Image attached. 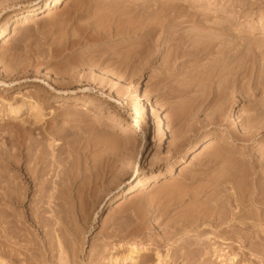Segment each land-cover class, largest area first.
I'll use <instances>...</instances> for the list:
<instances>
[{
  "label": "rangeland",
  "instance_id": "rangeland-1",
  "mask_svg": "<svg viewBox=\"0 0 264 264\" xmlns=\"http://www.w3.org/2000/svg\"><path fill=\"white\" fill-rule=\"evenodd\" d=\"M46 1L0 0V33L6 29L4 39L0 40V81L3 83L0 84V196L1 188L5 185L3 179H6V182L12 181L10 179L16 180L18 174L20 176L25 170L23 168L25 162L21 160H15L18 162L17 167L22 164V168L19 170L8 167L3 173L4 169L1 166L3 153L8 152L9 154L15 150V147L10 146V140L17 139V137H20L18 140L19 144L22 143L20 144L22 152L26 149L24 146L38 137L37 139L44 142V144L41 142L40 144L45 146L48 153H51V146L47 148L46 145L51 143L54 138L53 140L58 142L53 146L55 159L64 157V160L70 163L68 165L71 166L74 163L72 167L75 169L72 168L73 170L81 169L78 172L82 171L83 166L89 167L87 165L92 166L91 164L99 167L98 171H93L94 175L92 174V176L88 172V177L86 176L80 184H78L82 180L79 178L80 176L75 180L78 182H75L78 186L75 184L72 187L73 191L72 189V192L70 191L72 194L68 193L71 199L69 205L61 206L60 211H58V205L52 203L53 201L47 197L48 192H51L48 190L57 180L55 174L60 168L57 166V169L51 170L54 159L50 154L45 162L50 171L48 170L43 178L40 176L46 181L38 179L41 183L45 182L47 191H44L46 189L41 190L39 187L41 184H38L40 181L36 180L38 182L36 186L30 183L31 191L27 193L22 190L26 186L23 183L24 180L22 181L18 176L16 182L20 181V192L22 193L20 196L24 197L23 201L17 207L9 204L6 208L11 207V210L15 209L19 213L21 211L22 214L24 212L25 217L22 220L26 230L21 229L24 234L20 236L21 240L19 241L24 243V247L18 249V255H14L15 258H6L8 262L10 260L11 264H58L56 260L57 243L59 242L64 250L66 264H230L229 256L234 254V264H264V239L258 238L252 245L241 234L244 233L243 231L264 228V223L261 222L254 228L251 225V222L256 220L254 211H258L256 208L252 210L253 205L250 206L247 203L241 211L236 210L234 196L238 197L240 194V192L237 193V187H234L235 189L224 188V190L226 189V193H233H229L232 196V202L228 201L226 205L229 206L232 203L231 208L237 214L235 215L236 220L239 218L240 222L250 223L241 228L229 225L232 221L220 223L217 219L219 218L218 211H220L218 207L217 211L212 205V211H215H207L211 209V200H214V197H210L216 192L213 188H210V191L209 188L202 190L203 186L201 185L205 182L203 180L205 178L200 181L193 178L188 180L190 183L186 180L189 184L182 185L184 188L181 186V190H185V188L187 190L183 197H181L183 191L180 190V192L178 189L183 175L195 174L198 169L200 170L201 165L202 167L207 165L208 177L206 178H209L218 170L221 171L220 167L224 166L221 163H224L225 160L232 162L231 166L233 167L237 164L236 170L239 171L243 166L245 168V165L248 168L251 162L258 163L256 173L251 176L261 175L259 177L264 182V163H262L264 160V133L261 131L264 130L261 128L264 127V124H261L264 120V0H189L190 2L188 0H171L170 2L173 4L179 3H176L177 6L183 1V4L186 3L184 4L186 9L193 8L192 11L197 9V18L199 17V21L204 22L200 23L197 19L188 20L185 15L181 14V11V16L172 19L177 25H174L172 20L170 23L168 22L178 29L170 27L173 25L166 24V21L163 22L164 19H161L162 24H160V16L156 18L158 15L153 14L157 13L148 11L151 8L157 10L159 7L163 8L162 6L158 7L159 3H163V6L167 2L168 5L171 4L169 0L167 2L165 0H149L152 1L151 3L141 0L140 4H144L143 9H146L147 12H145L146 10L140 11L142 5H140V9L138 8L137 3L140 0H54L57 4L51 7L49 15L43 16L45 13H39V15L30 17L27 23L20 24L19 18L23 16L24 12H27L32 6H43ZM128 1H133L135 6L129 8L131 4H128L130 3ZM127 4L130 6L127 7ZM203 13L205 18L210 15L207 17L208 19L200 20L204 17ZM217 16L220 17V20L227 19V22L225 20L227 24L230 21L227 29L231 30V33L226 30L225 35L223 34L227 36L226 40L228 41H225L223 35L221 36V40L227 42L224 44L226 48H222L225 52L214 48V46L218 47L217 44L225 43L222 42L223 40L218 42L220 36L215 38L218 34L212 35L213 32L216 33L211 27L214 22L212 20L217 22L216 18H219ZM15 20L20 25L15 30L9 29ZM180 20L184 21L181 23ZM205 21L212 24L209 25ZM203 25L206 26L202 27ZM154 26V33L151 38H148L146 31ZM207 28L213 29L212 33L210 31L211 34L208 35H210L209 37L213 36L211 45L215 44L214 50L212 49L207 54L194 52L192 45H200L201 40L208 38ZM170 29H172L171 33ZM204 29L207 32L205 30L206 34H202L207 37L200 34ZM188 31H191L192 36ZM176 32L177 34L178 32L185 33V38L182 34H178L179 36L174 34ZM172 33L177 38L173 37ZM227 33L229 35H226ZM170 35L172 36L170 37ZM211 38L207 39V43L206 41H201V43L205 42L202 44L208 45ZM228 45L229 47H227ZM234 46H238L240 51ZM195 47L197 49V46ZM225 49L232 51L226 52ZM236 49L239 51L238 53H235ZM219 53H224V57L227 55L230 57L232 53L231 56H235V58L230 59L227 56L226 58L233 60H227V62L224 60L223 54ZM217 54L224 59L221 61V65L219 62L218 66L217 63L215 66L219 69L223 64L222 71L226 69L231 72L226 73V70V72H222L220 69L219 73L229 74L228 78L234 73L233 76L236 78L233 76L230 79L222 78L223 75L218 74V70L217 73H214V70L209 68L210 66L214 68L212 62H215L216 58L221 59L217 57ZM205 55L206 57H202ZM212 57L214 60L210 59ZM224 61L230 65L228 66ZM208 65L210 66L208 67ZM231 65L238 66V68L240 66V69L236 67L239 70V75L235 66L232 69ZM205 66L206 69L213 70L212 74L208 70L210 75L206 70L203 71ZM226 66L227 68H225ZM231 69H235V72ZM202 73H208L206 74V76L209 75L208 78ZM214 74L215 77L217 76L216 78L219 77L218 80ZM204 77L206 78L204 79ZM212 77L214 78L212 79ZM206 79L215 80L216 83H212L211 80L208 83ZM235 79L239 82H236ZM223 80L225 82L222 83L223 85L228 82L225 88L220 84L221 88L223 86L221 90L227 88L226 91L223 90L226 94L223 96L221 93L222 97L220 95L215 104H208L211 94L205 100L199 98L208 84L212 83L210 85L212 87H208V90L212 88L218 90L220 89L218 84ZM229 81L235 82L231 84ZM17 83L37 86L36 93H33L38 95L36 100H39L42 118L36 124H32L33 122L30 120L32 116L27 109V103L32 101L26 97L28 93L24 90L27 89H16ZM187 83L195 85L194 89L188 88ZM5 84L12 85L9 87ZM169 84L172 87L169 88ZM203 85L206 86L203 87ZM199 86L203 88L200 90ZM83 88L88 90L83 95L81 92L72 93ZM184 88H188V90ZM56 89L60 91V94L54 92ZM205 90L208 91L207 88ZM54 95L59 97L51 101ZM110 95L114 99L120 98V103L107 101L111 99L108 97ZM193 96L194 100L191 99ZM220 99L224 102L221 103ZM134 100H138L137 102L144 106L146 120L145 114L131 104ZM218 102H220V106ZM223 103L226 104L225 108L222 106ZM17 104L22 105L20 112L9 111V105ZM215 106L223 107L224 110L219 111L218 107L217 111L214 109ZM213 109L219 113L223 112L222 115L217 112L213 114ZM52 110H55L56 114H53ZM253 116L256 117L254 120H252ZM114 120H119L120 124L114 125ZM160 120H162L161 123ZM44 121L46 122L44 123ZM250 121L258 123L253 126L252 123H249ZM123 122H130V124ZM42 123H47L50 128L51 134H46V138L45 136L41 138L38 129H34ZM162 123L169 130L167 132L168 139L163 137ZM256 125L259 126L258 130ZM31 128L34 129L32 135L27 132ZM244 133L252 135V137L247 136L248 139H242ZM10 134L16 137L13 136L14 138L10 139L9 137H12ZM234 134H236L235 137ZM233 137L237 139L234 140ZM211 141H214L215 144L203 149V146ZM180 142H184V151L178 155L176 147ZM193 144H196L197 149L191 153L190 149ZM219 152H222L221 159H224V162L219 158ZM239 165H242V168ZM224 167H227L226 164ZM65 168L69 170L68 167ZM136 169L137 179L144 184L146 182V184L140 189L133 187L125 198L112 201L115 195L125 188L128 181L133 180L132 184L137 182L133 172ZM14 170L15 172H13ZM209 171L211 175H209ZM95 172L97 173L95 174ZM252 177L249 176V179ZM234 178L237 181V178ZM176 183H178L177 186ZM173 185L176 186L175 189L178 187L181 196L173 189ZM35 187L38 188L36 191H34ZM20 188H18V192ZM75 188L77 191L74 190ZM171 188L176 193L172 192ZM168 189L169 192L175 194L174 197L173 195L171 197V193L166 191ZM197 189L199 190L197 200L202 205L199 207L195 204L197 201L188 200L189 196L195 194ZM163 190L166 191L165 193L168 192L167 196ZM194 190L196 191L194 192ZM42 191L44 193H41ZM225 191L221 193H225ZM190 193L191 195H189ZM186 194L189 195L188 198ZM38 195H43L41 197L43 203L37 202ZM217 196L219 197L218 194ZM202 197L205 200L201 201ZM207 197L211 199H208L209 202L211 201L210 205L206 203L209 207H205V203H202L208 202L206 201ZM47 198L51 201L50 203L46 202ZM108 198H111L110 202L104 204L103 201ZM1 199L0 212L3 207ZM39 204L46 207L47 215L54 214L47 226V231L46 228L43 231L38 227L39 224L31 218L34 215L32 207ZM197 209L200 213L203 210L206 211L204 212L206 216L210 212L212 214L206 218L203 214L198 213L199 215H197ZM260 212L263 213L264 209H261ZM28 218L32 220H28ZM231 228L232 231H230ZM238 232H241V235ZM2 240V223L0 222V244ZM140 247H145L146 250L137 257L135 254L129 256L130 252L139 250ZM0 249L2 248L0 247ZM1 255L3 256V252ZM260 258L262 261H259Z\"/></svg>",
  "mask_w": 264,
  "mask_h": 264
},
{
  "label": "bare ground",
  "instance_id": "bare-ground-1",
  "mask_svg": "<svg viewBox=\"0 0 264 264\" xmlns=\"http://www.w3.org/2000/svg\"><path fill=\"white\" fill-rule=\"evenodd\" d=\"M145 1V0H144ZM143 1V2H144ZM149 3H151L152 1H149V0H147ZM166 2H167V0H165ZM171 0H169V2H170ZM173 1V0H172ZM178 1V0H177ZM184 1V0H183ZM183 1H181V4L182 5H184V4H186L185 2H184V4L182 3ZM189 1V0H188ZM216 1V0H215ZM249 1V0H248ZM253 1V0H252ZM128 2H130V3H128V4H131V6L130 5H128L127 4V7H129V8H132V6L134 7L135 5H133V1H128ZM132 2V3H131ZM135 2V1H134ZM137 2V1H136ZM135 2V3H136ZM155 2V1H154ZM153 2V3H154ZM190 2V1H189ZM214 2V1H213ZM218 2V1H217ZM255 2V1H254ZM140 3H142L141 2V0H140V2H138L137 4L139 5L138 6V8L140 7V5H142V4H140ZM157 3H159L158 1H157ZM165 3V2H164ZM168 3V2H167ZM166 3V4H167ZM171 3V2H170ZM177 3V2H176ZM176 3L175 4H173V3H171V4H165L164 6L162 5L163 3H159V5H158V7L159 6H162L163 8H161V7H159L158 8V10L157 9H150V10H148V11H150L151 13H157V14H153V15H158V16H156V18L157 17H159L160 16V20L161 19H164L163 20V22H167L166 24H168V22L170 23V20H172V19H174V17H176V16H179L180 15V13H181V11H182V15H185L187 18H188V20L190 19L191 21H192V19H197L198 21H199V17L197 18V14H196V10H193L192 11V9H189V8H185V5H184V7H182V5L180 6H177L176 5ZM216 3V2H215ZM250 3V2H249ZM248 3V5H250ZM57 4V2L56 1H54V0H47L46 1V3L43 5V6H40V7H33L32 6V8H30L29 10H27V12H24L23 13V16H21L19 19H20V24H24V23H27L30 19V17H33L34 15H39V13H45V14H43V16H45V15H49V11H50V9H51V7L52 6H54V5H56ZM147 4V3H146ZM177 4H179V3H177ZM189 3H187V5H188ZM192 5H193V3H191ZM252 4H253V2H252ZM144 5V4H143ZM142 5V7H141V10L140 11H143L144 12V10H146V9H143V7H145V6H143ZM137 6V5H136ZM149 6H152L151 4H149ZM149 6H146V8H149ZM154 6H156V4L154 3ZM189 6V5H188ZM245 6V5H244ZM243 6V7H244ZM256 6V5H255ZM179 7H181V8H179ZM187 7V6H186ZM194 7V6H193ZM197 7V6H196ZM249 7V6H248ZM260 7V6H259ZM258 7V8H259ZM136 8V7H135ZM134 8V9H135ZM186 10H185V9ZM191 8V7H190ZM250 8V7H249ZM140 9V8H139ZM143 9V10H142ZM245 9V8H244ZM251 9V8H250ZM249 9V10H250ZM262 10H263V8H261ZM127 10L129 11V9L127 8ZM132 10V9H131ZM136 10V9H135ZM157 10V11H156ZM189 10H191V11H189ZM259 10V9H258ZM261 10V11H262ZM137 11L139 12V10L137 9ZM251 11H252V9H251ZM255 11V10H254ZM257 11V10H256ZM255 11V12H256ZM145 12H147V10L145 11ZM258 12V11H257ZM200 13V12H199ZM147 14V13H146ZM149 14V13H148ZM226 14H227V12H226ZM259 14H260V12H259ZM262 14V13H261ZM205 14L203 13V16H204ZM219 15V14H218ZM154 16V17H155ZM181 16V15H180ZM208 16H210V15H208ZM207 16V17H208ZM226 16V15H225ZM231 16H233V15H231ZM205 18V16L203 17V18H200V20L201 19H208V18ZM217 17H219V16H217ZM224 17V16H223ZM227 18V17H226ZM185 19V18H184ZM186 20V19H185ZM196 20V21H197ZM218 20V21H217ZM220 17L217 19L216 18V21L217 22H215V20H212V21H214L213 22V25H211V27L214 29V31H216V33H214L213 32V34L212 35H214V34H218L215 38L217 39V38H219V36H220V38H219V40H218V42H221L222 40H221V36L224 34V32L226 31V30H228L227 29V27H228V24H230V21H229V23L227 24V23H225V20H226V22H227V19H223V20H220ZM184 21V20H183ZM182 21V22H183ZM187 21V20H186ZM212 21H210V22H212ZM172 23H174V25L176 24V22H173V20L171 21ZM180 22H181V20H180ZM181 22V23H182ZM200 23H204V22H201V21H199ZM198 22V23H199ZM206 22V21H205ZM18 22H16V20H15V22L12 24V26L11 27H9V29H11V30H15L20 24H17ZM178 23V22H177ZM206 23H209V22H206ZM160 24H162V20H161V23ZM165 24V25H166ZM210 24H212V23H209V25ZM168 25H173V24H168ZM167 25V26H168ZM174 25L173 26H170V27H174ZM177 25V24H176ZM180 25V24H179ZM200 25V24H199ZM206 25H208V24H206ZM206 25H203L202 27H204V26H206ZM160 26H162V25H160ZM230 26V25H229ZM163 27H164V25H163ZM208 27V26H207ZM210 27V26H209ZM231 27V26H230ZM154 28H155V26L153 27V28H149V30H147L146 31V34L148 35V38H151L152 37V35H153V33H154ZM175 28V27H174ZM177 28V27H176ZM175 28V29H176ZM178 29V28H177ZM208 29V28H207ZM213 29H211V30H213ZM171 30L172 29H170V33H171ZM203 30V29H202ZM205 30L206 29H204V31L203 32H200V34H202V33H204V34H206V32H207V30H206V32H205ZM210 29H208V31H209V33H207L206 35H208V34H211L212 33V31H211ZM210 31H211V33H210ZM229 31V30H228ZM252 31V30H251ZM5 32H6V29H4L1 33H0V40H2V39H4V37H5ZM145 32V31H144ZM189 32V31H188ZM188 32H186V34H188ZM253 32V31H252ZM251 32V33H252ZM261 32H263V31H261ZM189 33H191V31L189 32ZM229 33H231V30L229 31ZM229 33H227L226 35H229ZM173 34V33H172ZM174 34H177V32L176 33H174ZM173 34V37L175 36ZM178 34H180L179 32H178ZM177 34V35H178ZM182 34V33H181ZM180 34V35H181ZM185 34V33H184ZM184 34H182V36H184ZM204 34H202L204 37L206 36V35H204ZM189 36H190V34H188ZM187 35V36H188ZM211 35V37L213 38V36ZM225 35V34H224ZM223 35V37H224V39H225V41H228V40H226V38H227V36H224ZM262 35V34H261ZM172 35H170V37H171ZM179 36V35H178ZM182 36H180V37H182ZM186 36V35H185ZM185 36H184V38H185ZM191 36H192V33H191ZM210 35H208V38H211V37H209ZM173 37H172V39H173ZM176 37V36H175ZM180 37H178L180 40H181V38ZM207 37V36H206ZM177 38V37H176ZM176 38H175V40H176ZM183 38V37H182ZM187 38V37H186ZM207 38V39H208ZM211 38V39H212ZM167 39V38H166ZM189 39H190V37H189ZM207 39H203V40H201V41H206V43L208 42V40ZM211 39H210V42L208 43V45L206 44V45H204V44H202V43H205V42H202L201 43V41L199 42L200 43V45L198 44V41H197V44L198 45H196V44H194V46L192 45V47H193V49H194V52H198V53H205V54H207V53H210L211 52V50L213 49L214 50V48L216 49L217 48V50L218 51H220V50H222V48L224 49V47L226 48V46L224 45V44H227V42H225L224 40L222 41V42H225V43H223L222 45H219V44H217V46L218 47H216V46H214V45H211L212 44V42H213V39H212V41H211ZM215 39V40H216ZM174 40V39H173ZM172 40V41H173ZM231 42H233V39H231ZM216 43V42H215ZM202 44V45H201ZM229 44V43H228ZM195 46H197V49H196V47ZM213 46H214V48H213ZM233 46V45H232ZM227 47H229V45L227 46ZM235 47V46H234ZM230 48L232 49V47L230 46ZM235 48H237L238 49V46L237 47H235ZM235 48H234V50H233V53H234V51H235ZM239 48H240V46H239ZM237 49H236V51H237ZM195 50H197V51H195ZM226 50V52H231L229 49H225ZM239 51H240V49H238ZM239 51H237V52H235V53H238ZM212 52H215V51H212ZM217 52V51H216ZM215 52V53H216ZM221 52H225V51H221ZM192 53H193V51H192ZM215 53H214V56H215ZM195 54V53H194ZM197 54V53H196ZM220 55L221 54H223L222 56L224 57V53H219ZM226 54H228V53H226ZM226 54H225V56H226ZM230 54V53H229ZM232 54V53H231ZM231 54H230V57L228 56V58H230V59H232V58H235V56L234 57H232L231 56ZM198 55V54H197ZM210 55V54H209ZM209 55H207V56H209ZM218 55V54H217ZM216 55V56H217ZM236 55V54H235ZM195 56V55H194ZM199 56V55H198ZM197 56V57H198ZM213 56V55H212ZM226 56V57H227ZM237 56V55H236ZM239 56V55H238ZM201 57V56H200ZM202 57H206V55L205 56H202ZM217 57H220L221 58V56H217ZM226 57H224V58H221V59H219V58H216V60H214L213 58L214 57H212V58H210V59H213L215 62H212V65L214 64V68L213 67H211L210 65H208V67L209 68H211V69H213L214 70V73H217V70H218V74H220L219 73V70L220 71H222L223 70V68L224 67H222V66H224L223 64H222V66H221V68H219L218 69V63L221 65V61H223V59L224 60H229L228 58H226ZM196 58V57H195ZM203 59V58H202ZM209 59V58H208ZM209 59V60H210ZM217 59H219V61H217ZM213 60H211V61H213ZM217 61V62H216ZM226 61H224V63L226 62ZM229 61H233V60H229ZM207 62H209L208 60H207ZM228 62V61H227ZM226 62V63H227ZM210 63V62H209ZM209 63H207V64H209ZM217 63V64H216ZM231 63V62H230ZM211 64V63H210ZM215 64L217 65V66H215ZM228 64V66L230 65L229 63H227ZM227 64H225V65H227ZM237 64V63H236ZM238 65V64H237ZM207 66V65H206ZM206 66L204 67V69H203V71L204 70H206V72H208V71H210V69L208 70V69H206ZM232 66V67H231ZM230 67L233 69L234 67L233 66H235V65H231ZM230 67H228L229 68V70H230ZM236 67L238 68V66H235V69H236ZM225 68H227V66L225 67ZM231 69V70H232ZM235 69L234 70H232L233 72H235ZM238 69H240V66H239V68ZM208 70V71H207ZM213 70L212 71H210L211 72V74H212V72H213ZM226 70V69H225ZM224 70V71H225ZM237 70V69H236ZM202 71V72H203ZM224 71H222V72H224ZM227 71V72H226ZM225 72L226 73H231L230 71H228V70H226ZM238 71V75L240 74L239 73V70H237ZM210 72H208L209 73V75H210ZM232 72V73H233ZM241 72V71H240ZM208 73H202L203 75H205L206 76V74H208ZM235 73V74H236ZM222 75H223V73H221ZM208 75V76H209ZM226 74L224 73V75L222 76V78L223 77H225V78H228V76H229V74H227L226 76H225ZM231 75V74H230ZM233 75H234V73H233ZM233 75H231L230 77H232ZM208 76H206L207 78H208ZM237 76V75H236ZM206 77H204V79L206 78ZM214 77H215V74H214ZM214 77H212V79L214 78ZM217 77V76H216ZM215 77V78H216ZM230 77L228 78V79H230ZM233 77H235V76H233ZM211 78V77H210ZM219 78V77H218ZM218 78H216V80H218ZM236 78V77H235ZM233 79V78H232ZM231 79V80H232ZM237 79H238V77H237ZM237 79H235L236 80V82H239ZM211 80V79H210ZM210 80H207L206 79V81L209 83L210 82ZM234 80V79H233ZM212 81V80H211ZM228 81V80H227ZM206 82V83H207ZM216 83L215 82V80L214 81H212V83ZM230 82V81H229ZM235 82V81H234ZM233 82V83H234ZM2 82L0 81V84H1ZM211 83V84H212ZM222 83H225L224 82V80H223V82H219V84H218V88H220V89H218L217 87H216V89H218V90H215L214 88H212V89H210V90H208L210 87H212V86H210L211 84H208L207 86L209 87H205L206 85H203V87H205V88H207V90L208 91H206L205 90V88H204V92L202 93V98H201V96L199 97L201 100L203 99V100H205V98H207V97H209L210 95L209 94H211V98H210V100H208L209 102H208V104L210 103H216L217 101H218V97L221 95V93H222V95L223 94H226V90H227V88H226V90L225 89H223V90H225L224 92H223V90H221L222 88H223V86H224V88H225V86H226V84L228 83H226L225 85H223ZM231 83V82H230ZM233 83H231V84H233ZM3 84V83H2ZM188 84V83H187ZM220 84H222L221 86H222V88L220 87ZM230 84V85H231ZM5 85H7V86H9V87H11L10 85H12V84H5ZM170 85V84H169ZM189 86H188V88L189 87H192L193 88V86L195 87V85H191V84H188ZM191 85V86H190ZM228 85V84H227ZM217 86V85H216ZM234 86H236L235 84H234ZM39 87V86H38ZM169 88L170 87H172V85H170V86H168ZM167 87V88H168ZM196 87H198V86H196ZM202 86H201V88H203ZM227 87V86H226ZM15 88L16 89H27V90H24V91H26V93H28L27 94V96L26 97H28L29 99H31L32 101H30V102H28L27 103V109H28V111L30 112V115L32 116L31 118L32 119H30V120H32V124H36V123H38L40 120H41V118H42V111H41V108H40V105H39V103H38V101L36 100V99H38V98H36L38 95H36L35 93V88H37V86H35V85H21V84H19V83H17L16 84V86H15ZM188 88L186 89V88H184V89H186V90H188ZM199 88H200V86H199ZM201 88H200V90H201ZM191 89V88H190ZM194 89V88H193ZM197 89V88H196ZM214 89V90H213ZM179 90H181V89H179ZM185 90V91H186ZM199 90V89H198ZM197 90V91H198ZM86 91H88L86 88H83V89H81V90H79V91H74V92H72V93H74V94H76V93H79V92H81L82 93V95L86 92ZM176 91H177V89H176ZM184 91V92H185ZM220 91V92H219ZM33 92H35V93H33ZM56 94H60V91H58L57 89L54 91ZM179 92V91H178ZM187 92H189V91H187ZM199 92H201V91H199ZM37 93H39V92H37ZM175 93H177V92H175ZM222 95H221V97H222ZM224 96V95H223ZM58 97L59 96H57V95H54V96H52V99H51V101L52 100H54V99H58ZM108 97H110L109 99L110 100H107V101H110L111 103L113 102V103H120V98H118V97H116L115 99H114V97H112L111 95L110 96H108ZM193 98V100H194V96L193 97H191V99ZM220 98V97H219ZM224 98V97H223ZM59 99H62V98H59ZM108 99V98H107ZM139 99V98H138ZM199 99V100H200ZM192 100V101H193ZM217 100V101H216ZM222 99H220L219 101L222 103V102H224V100L223 101H221ZM138 100H134L133 102H131V104H133L135 107H137L138 109H140L144 114H145V120H146V112H145V109H144V106L142 105V104H139L138 102H137ZM215 101V102H214ZM193 102H195V101H193ZM199 102V101H198ZM220 102H218L219 103V106H220ZM226 102V101H225ZM201 104L203 103V102H200ZM251 104V103H250ZM193 105V104H192ZM206 105V104H205ZM218 105V104H217ZM216 105V106H217ZM224 105H226V104H224L223 103V105L222 106H224ZM254 105H256L255 103H254ZM253 105V106H254ZM195 106H197V105H195ZM215 106V110H217L218 111V107H216ZM249 106V105H248ZM256 107V106H255ZM220 108V107H219ZM224 108H225V106H224ZM253 108V107H252ZM9 111H11V112H14V113H18V112H20L21 111V109H22V105L21 104H17V105H14V106H11V105H9ZM213 109V114L214 113H216L217 111H215ZM224 109H223V107H221L220 109H219V111H223ZM52 113L54 114H56V111L55 110H52ZM219 112H217V114H218ZM221 113H223V112H221ZM221 113H219V114H221ZM217 114H215V116H217ZM222 115V114H221ZM55 116V115H54ZM214 116V117H215ZM219 117V116H218ZM255 116H253L252 117V120H254L255 118H254ZM216 118V117H215ZM220 118V117H219ZM258 118V117H257ZM48 119H49V117H48ZM217 119V118H216ZM249 119H251L250 117H249ZM249 119H247V121H249ZM220 120V119H219ZM257 121V120H256ZM263 122H264V120H262ZM261 121V122H262ZM25 122V121H24ZM46 121H44V123H45ZM162 122V120H160V123ZM255 121H250L249 123H252V125L253 126H255L254 124H256V123H258V122H256V123H254ZM261 123L262 125L264 124V123ZM48 123V122H47ZM43 124L42 123V125H39V126H37V127H34V129H38V132H39V134H40V136H41V138L42 137H44L46 134H51V132H50V128L48 127V124ZM123 123H127V124H130V122H123ZM113 124L114 125H119L120 124V121L119 120H114L113 121ZM251 125V124H250ZM36 126V125H35ZM256 126H258V125H256ZM49 128V129H48ZM250 128V127H249ZM251 128H252V126H251ZM261 128H264V127H261ZM27 129H28V127H27ZM34 129H30L29 131L27 130V132L30 134V135H32V133H33V130ZM162 129L164 130V132H163V137L164 138H166V139H168V129H167V127H165L164 126V124L162 123ZM259 129V126H258V128H257V130ZM250 131H253L252 129H249ZM263 133H264V130H261ZM254 132H255V130H254ZM258 132V131H257ZM237 133H238V131H237ZM243 133V132H242ZM247 133H248V131H247ZM247 133H244L243 135V138L242 139H248L247 138V136L248 137H252V135H251V133H250V135L251 136H249V134H247ZM259 133V132H258ZM246 134V135H245ZM254 134V133H253ZM12 134H10V136H11ZM235 135L236 134H234L233 136L235 137ZM238 135V134H237ZM16 137L15 135H12V137H9L10 139L11 138H14V137ZM40 136H39V138H40ZM47 136V135H46ZM46 136H45V138H46ZM54 136V135H53ZM128 136V135H127ZM240 136H242V135H240ZM125 137H126V135H125ZM233 137V138H234ZM238 137V136H237ZM8 138V137H7ZM20 137H17V139H12V140H10V146H12V147H15V150L12 152V153H10L9 152V154H8V152H4L3 153V155H2V158H1V163H2V167H3V173L5 172V170H6V168H8V167H13V168H17L18 170H19V168H22V164L21 165H19L20 167H17L16 166V164L18 165V162L17 161H23V162H25L24 164H25V166L23 167L25 170H24V172L23 173H21L20 174V176H19V174H18V176L21 178V180L23 181L24 180V184L26 185L25 186V188L24 189H22V190H25V191H27V193H29L30 191H31V188H30V183H32L33 184V186H36V184L38 183L36 180H38L39 178H40V176L43 178V175L45 176V174L46 173H48V170L50 169V168H47L48 166L46 165L47 163H45L46 162V160H47V156H48V154H50L51 155V157L54 159V161H53V164L51 165L52 166V168H51V170H53V169H57V166L58 167H62L61 168V170H60V168H59V170H58V172H56V174H55V176L57 177V180H55V182H53V186H51L52 188L50 189V190H48V191H51V192H48L49 193V195H47V197L51 200V201H53L52 203H54V204H56V205H58V207H59V209H58V211H60V208H61V206L63 207L65 204L68 206L69 205V200H71L70 199V195L68 194L70 191H71V189H72V187H74V185L75 184H77L78 182L77 181H75L79 176V178H81L82 180H80L79 181V183L78 184H80L81 183V181L83 182V179L85 180V177L87 176L88 177V175L87 174H89L88 172H90L91 173V175L90 176H92V174H93V171H98L97 170V168L99 167V166H97V165H95V164H91L92 166H90V165H87V166H89V167H84L83 166V169H82V171H80V172H78L79 170H81V169H79L78 171H75V170H73L72 168H74V167H72V165H74V163H72L71 164V166L70 165H68V164H70V163H68L67 162V160H64L65 158L64 157H62V158H60V159H55V155H54V153H53V149H54V147L53 146H55V145H57V143L58 142H56V140H53L52 139V141H51V143H49L48 145H46L47 146V148H48V146L50 147L51 146V153H48V150L45 148V146H42L41 144L43 143L44 144V142H41V140L40 139H34V140H32V142L30 141L28 144H27V146H24V148L26 147V149H24V151L22 152V149H20V146H22V145H20V144H22V143H20L19 144V139ZM52 138V137H51ZM237 139V138H236ZM235 138H234V140H236ZM241 139V138H240ZM240 139H238V140H240ZM241 139V140H242ZM22 140V139H21ZM125 140V139H124ZM237 140V141H238ZM126 141H127V143L129 142L128 141V137L126 138ZM7 143H8V141H6ZM22 142V141H21ZM40 142H41V144H40ZM54 142H56V143H54ZM182 142V141H181ZM179 143V145L176 147V148H178L177 149V154L178 155H181V153L184 151V142L183 143ZM241 142V141H240ZM215 144V142L214 141H211V142H208L206 145H204L203 146V149H207V148H209L211 145H214ZM239 144V143H238ZM241 144H242V142H241ZM244 144V143H243ZM26 145V144H25ZM197 146H196V144H193L192 145V147H191V149H190V151H191V153H194L195 151H196V148ZM202 149V150H203ZM175 150V149H174ZM220 153V155H221V157H220V155H219V158L221 159L222 158V152H219ZM175 154V153H174ZM23 157H24V159H23ZM173 157V154H172V156H171V158ZM225 157V156H224ZM223 157V158H224ZM11 158H12V160L13 161H15V160H17V161H15V163H13V161L11 160ZM16 158V159H15ZM219 159V160H220ZM225 159H226V157H225ZM229 159V158H228ZM227 159V161H229ZM231 160V159H230ZM221 161H223L224 162V159L222 160L221 159ZM17 162V163H16ZM67 162V163H66ZM230 162V161H229ZM226 162V160H225V162L224 163H221V164H223L224 166H225V164H226V166L227 167H224V166H222L221 164V166L222 167H220L221 168V171H219L218 170V172L216 173H212L213 175H211L210 174V171H209V175H211V176H209V178H206V177H208L207 175V173H208V171H207V168H208V166L207 165H205V166H203L202 167V165H201V167H200V170L198 169V172L197 173H195V174H192V175H188V176H186V174L185 175H183V177H182V182H180L179 183V191L181 190V186L182 185H185L186 186V184H189L190 182L188 181V180H192L193 178L195 179V180H198V181H200V180H202L203 178H205V179H203L205 182V184L203 183V185H201V186H203L202 187V190L204 189V190H208V188H209V191H210V188L212 189H214V192H216V194L215 195H213V196H211L210 198H212V197H214V200H211L210 198H208L207 197V200L206 201H208V199H210L211 201H212V204L210 205L209 203H211V201L209 202H202L203 204L205 203V207L207 206L206 205V203H208V205H210V207L212 206V205H214L213 207H215L216 208V210H217V207L219 208L218 210H220V211H216V213H218L219 214V218H217V219H219V221H220V223H224V222H231L232 221V223L231 224H229V225H235V226H239L238 228H241V227H243V226H246V225H248V224H250V223H247V222H244V221H241L240 222V219L238 218V220H236L237 218H235V215H237L235 212H233V208H231V204L232 203H230V205L228 206V204L226 205V202H232L231 201V198H232V196L229 194V193H231V192H227L226 193V189L224 190V188H230V189H235L234 187H237L238 189H237V193L239 194V192H240V194L238 195V197H236V196H234L235 197V204H236V207H235V205H234V207L235 208H237L236 210L237 211H241L242 209H243V207L244 206H246L247 205V203L251 206V205H253L254 207H253V209L252 210H255V208L259 211H254V212H256L255 213V216H256V220L254 219V221L253 222H251V221H248V222H251V225L253 226V228L254 227H256V226H258V225H260V223L261 222H263L264 223V212L263 213H261L260 211H261V209H264V182L262 181V179H260V177L259 176H261V175H256V176H254V175H252L251 176V174H253V173H256V167L258 166V163L256 164L255 162H251L249 165H248V162H247V165H248V168H247V166L245 165V168L247 169H245L244 168V166H243V168L245 169H243L242 168V165H239L240 166V168H242V170L237 166V168L238 169H240V171L239 170H236V165H235V167H233V166H231L232 165V162ZM250 162V161H249ZM45 163V164H44ZM52 163V162H51ZM227 163H229V164H227ZM262 163H264V160H263V162ZM65 164H67V165H65ZM244 164V163H243ZM96 166V168H94L95 166ZM71 168H70V167ZM65 167H68L69 168V170H67V168H65ZM224 167V168H223ZM219 168V169H220ZM222 168H223V170H222ZM234 168H235V170H234ZM16 169V171H17V173H18V170ZM75 169V168H74ZM23 170V169H22ZM77 170V169H76ZM50 171V170H49ZM54 171V170H53ZM55 171H57V170H55ZM13 172H15V170L13 171ZM134 173H135V178L134 179H136L135 181H137L135 184H132V182H133V180L132 181H128L126 184H125V188L124 189H122L121 191H119L118 192V194L117 195H115V197L112 199V201H115V200H117V199H120V198H125L126 196H127V194H128V191H130L133 187H136V189H140V188H143V186L146 184V182H145V184L144 183H142L140 180H138L137 179V177H138V174H136V172H137V169L136 170H134L133 171ZM7 173H9L8 171H7ZM16 173V174H17ZM66 173V174H65ZM97 172H95V174H96ZM10 175H12V174H10ZM94 175V174H93ZM18 176H17V179H18ZM249 176L250 177H252V179L250 178L249 179ZM16 177V176H15ZM234 177H236L237 178V181L235 180V178ZM11 178H13V177H11ZM42 178H40L41 180H43V181H46V179L44 180V179H42ZM262 178V177H261ZM7 179H9V178H7ZM17 179L16 180H13V179H10V180H12V181H7L6 182V179H3L4 181H5V185L3 186V188H1L2 189V193H1V200H2V204H3V207H1V212H0V222L2 223V243L0 244V247L2 248V249H0L2 252H3V256L1 255L2 254V252L0 253V264H11L10 263V260H9V262H8V260L6 259V258H12V257H14L15 258V256L14 255H18V249L19 248H22V247H24L23 246V244L24 243H20L19 241L21 240V238H20V236L22 235V234H24L23 232H21V229H23V230H26V228H25V226L23 225L24 224V222H23V220L22 219H24V212H23V214L21 213V211H20V213L19 212H16L15 211V209L13 210H11L10 208V206H11V204L12 205H14L15 207H17L22 201H23V196L21 197L20 195L22 194L20 191H21V188H20V185H19V182L20 181H18V182H16L17 181ZM189 182V183H187V181ZM263 180H264V178H263ZM38 181H40V180H38ZM42 181V183H41V181L38 183V184H41L39 187H40V189L41 190H44V189H46V190H44V191H47V185L45 184V182H43ZM155 181V180H154ZM11 182V183H10ZM75 182H77V183H75ZM193 182V181H192ZM22 183V182H21ZM11 184V185H10ZM78 184L76 185V186H78ZM82 184H85V183H82ZM82 184H81V186H82ZM176 186L178 185V183H176L175 184ZM236 185V186H235ZM32 186V185H31ZM75 186V187H76ZM80 185H79V187H81ZM175 186V187H176ZM201 186H199L200 188H201ZM13 187V189H11V188ZM38 187V186H37ZM50 187V186H49ZM173 187H174V185H173ZM175 187L173 188L175 191H177L178 192V189L176 188L175 189ZM183 188H184V186H182ZM18 188H20V190H19V192H18ZM36 188V187H35ZM78 188V187H77ZM199 188V189H200ZM11 189V190H10ZM38 188H36V189H34V191H36ZM167 189V188H166ZM40 190V191H41ZM75 191H77L76 190V188L74 189ZM171 190H172V188H171ZM174 190H172V192H174ZM201 190V189H200ZM203 190V191H204ZM33 191V192H34ZM44 191H42L41 193H44ZM72 191H73V189H72ZM71 191V192H72ZM166 191H170L169 189L168 190H166ZM165 190H163V192L165 193L166 192ZM181 191H183V193L186 191V193H187V190H186V188H185V190H181ZM180 191V192H181ZM196 190H194V192H195ZM198 191V192H197ZM197 191L195 192V194H192L191 195V193L189 194V195H191V196H189V199L188 200H192V202L193 201H197L195 204H197L198 205V207H199V205H201V204H199L198 203V200H197V196H198V194H199V190L197 189ZM223 191H225V193H221V192H223ZM70 192V194H72ZM168 192L167 193H165L166 194V196H167V194H168ZM180 192H178V195L179 196H181V197H183V196H185V193H184V195H183V193L181 194ZM201 192V194H202V191H200ZM206 192V191H205ZM21 193V194H20ZM26 193V192H25ZM35 193V192H34ZM169 193H171V192H169ZM174 193H176V192H174ZM174 193H171V197H172V195H173V197H174ZM223 194V195H221V194ZM33 194V193H32ZM68 194V195H67ZM162 194V193H161ZM181 194V195H180ZM200 194V195H201ZM212 194H213V192H212ZM212 194H210V195H212ZM217 194L219 195V197L217 196ZM231 194H233V193H231ZM24 195V194H23ZM73 195H74V193H73ZM73 195H71V196H73ZM135 195V194H134ZM205 195H206V193H205ZM208 195V194H207ZM237 195V194H236ZM43 196V195H42ZM41 195L39 196L38 195V198H37V202H44L43 201V199H41V197H42ZM178 196V197H179ZM186 196H187V194H186ZM188 196H187V198H188ZM203 196V195H202ZM216 196H217V198H216ZM111 197V196H110ZM47 198V199H48ZM72 198V197H71ZM205 199H206V196L204 197ZM203 197H202V199H201V201H203V199H204ZM46 199V200H47ZM47 200L46 202L47 203H50L51 201L50 200ZM53 199V200H52ZM59 199V200H58ZM204 199V200H205ZM110 200H111V198H108L106 201H103V202H105L104 204H108L109 202H110ZM200 201V202H201ZM215 204H214V203ZM193 203V204H194ZM246 203V204H245ZM10 204V206H8V207H10L9 209H7L6 208V206L7 205H9ZM194 204V205H195ZM60 205V206H59ZM194 205H192V206H194ZM197 205H195V206H197ZM248 205V206H249ZM13 206V207H14ZM202 206V205H201ZM23 207V206H22ZM186 207V206H185ZM184 207V208H185ZM197 207V208H198ZM207 207H209V206H207ZM24 208H26L25 206H24ZM23 208V209H24ZM45 208L46 207H44L43 206V204H39V205H37V206H33L32 207V209H33V213L32 214H34L31 218L32 219H34L35 221H36V223H38L39 225H38V227H40V228H42L43 229V231H44V229L47 231V226L50 224V222H51V220H52V218L51 217H53V215L54 214H49V215H47L46 214V212H45ZM191 208V207H190ZM189 208V209H190ZM204 208V207H203ZM22 209V210H23ZM195 209V208H194ZM202 208L200 207V210H201ZM212 207H211V209H209V210H207V211H212ZM16 210H17V208H16ZM30 210V209H29ZM62 210V209H61ZM192 210V209H191ZM190 210V211H191ZM204 210H205V208H204ZM202 211V213H200V211L197 209V215H199L198 213H200L201 215L203 214V216H206V213H204V212H206V211ZM235 210V209H234ZM213 211H215V210H213ZM212 211V212H213ZM27 212V211H26ZM56 212V211H55ZM192 212V211H191ZM195 212V213H196ZM212 212H207V213H209L208 214V216L209 215H211L212 214ZM28 213V212H27ZM194 213V214H195ZM215 213V214H216ZM214 214V216H216ZM239 214V213H238ZM29 215V214H28ZM196 215V216H197ZM31 216V215H30ZM29 216V217H30ZM208 216H206V218L208 217ZM198 217V216H197ZM216 217H218V216H216ZM237 217V216H236ZM29 219L28 218V220H32V219ZM201 219V218H200ZM205 219V218H204ZM28 220H26V221H28ZM241 220H243V219H241ZM218 221V222H219ZM246 221V220H245ZM55 222L53 221V224H54ZM234 227V226H233ZM236 228V227H235ZM234 228V229H235ZM237 228V229H238ZM233 229V230H234ZM45 231V232H46ZM230 231H232V228L230 229ZM239 231V230H238ZM244 233H241V232H238V234H243V236H244V238H246V239H248L250 242H251V244L252 245H254L255 244V241H257V239L259 238H262V239H264V228H260L259 230H256V229H251V230H249V231H243ZM240 234V235H241ZM242 237V236H241ZM11 239H15L14 241L13 240H11ZM17 242H19V244L16 246L17 248H15V245L17 244ZM58 245V255H57V262H58V264H66L67 262H65V260H66V258H65V254H64V250H63V248H62V246H61V244L58 242L57 243ZM146 250V248L144 247V248H141L140 247V249L139 250H134V251H132V252H130V254H129V256H132L133 254H135V256L137 257L138 255H140V253L142 252V251H145ZM131 251V250H130ZM7 253V254H6ZM11 256V257H4V256ZM234 259H235V254L233 255V256H229V260H230V264H234ZM67 261V260H66ZM259 261H262V259L260 258V260ZM259 264V263H258Z\"/></svg>",
  "mask_w": 264,
  "mask_h": 264
}]
</instances>
